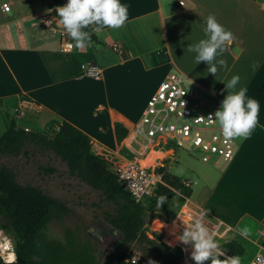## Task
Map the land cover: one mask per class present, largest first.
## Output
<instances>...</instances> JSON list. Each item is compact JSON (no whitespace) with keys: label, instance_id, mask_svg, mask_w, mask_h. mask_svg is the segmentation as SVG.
<instances>
[{"label":"crops","instance_id":"1","mask_svg":"<svg viewBox=\"0 0 264 264\" xmlns=\"http://www.w3.org/2000/svg\"><path fill=\"white\" fill-rule=\"evenodd\" d=\"M121 2L129 6L128 19L121 28L104 27L97 32V26L90 25L95 39L77 48L68 35L74 46L65 50L61 36L67 33L66 30L56 21L54 29L44 27L40 22L43 16L55 13L50 0H0V137L12 119L27 130L42 131L54 117L61 118L87 133L92 138L94 152L108 159L106 150L115 152L119 147H125L124 140L119 144L116 139V122L125 125L129 134L135 131L150 96L161 82L153 80L154 71L168 64L184 72L168 48L172 44V36H176L181 47L197 43L205 36L206 17L210 13H214L217 20L232 31L234 39L226 42L222 54V58L227 60L226 69L218 67L215 75L208 72V67L201 64L199 67L205 75L216 78L218 87L238 73L241 80L237 89L246 86L248 96L264 102V0ZM6 5L10 6L9 10H5ZM114 45L120 49L114 50ZM255 60H259L260 65L253 71L251 64ZM92 66L101 70L100 78L88 73ZM184 73L206 92L223 99L224 95L219 91ZM68 95L75 97L70 104L66 102L70 100H67ZM25 98L37 102L40 107L35 111L23 108ZM141 99L144 101L143 109L140 114H135L134 104ZM261 118L260 115L258 125L264 128ZM97 143L104 148L103 152L94 149ZM182 181L186 179L182 178ZM190 183L191 195L182 200L177 219L184 221L180 214L185 207L193 210L192 221L200 212L206 211L204 222L221 244L231 239L244 243L243 238L231 232L226 238L221 236L225 229L231 228L233 232L238 225L210 209L209 198L202 201L194 199L193 183ZM164 222L175 225L176 221ZM190 223L177 222L180 228H172L178 236ZM153 228L163 230V226ZM261 237L256 245L264 248ZM183 249L188 255L191 245L184 244ZM247 254L248 248L242 257Z\"/></svg>","mask_w":264,"mask_h":264},{"label":"rangeland","instance_id":"2","mask_svg":"<svg viewBox=\"0 0 264 264\" xmlns=\"http://www.w3.org/2000/svg\"><path fill=\"white\" fill-rule=\"evenodd\" d=\"M179 45L176 36L173 35L172 44L168 48L173 52V59L177 65H181L184 72L195 76L222 95H226L227 90L224 83L218 87L216 78L205 75L199 67L200 64L207 67V62L197 63L196 54L190 52L188 47ZM173 68L179 69L177 66H173ZM173 68L168 64L157 68L154 71L153 80L159 83L165 74L172 71ZM71 96L69 98L75 100ZM143 102V99L135 102V114H140ZM260 115L262 116L261 120H264V102H260ZM54 119L57 118L54 117ZM42 132H48V127ZM132 133L135 134V131L124 139V148H119L115 152L105 151L112 167L126 163L128 159H142L152 149H155L151 146L149 152L145 154L142 140L136 134L131 144H128L126 139ZM48 134L52 135V131H49ZM237 141L238 149L234 158L229 162L218 160L216 164L203 161L196 152H191L188 148L176 143L166 145L161 143L156 146V149L159 150L157 153L161 155L163 164L170 172L179 176L181 180L182 178L186 179V186L191 190L190 182L193 183L194 199L202 201L209 198L207 203L210 209L218 213L219 216L231 219L237 225L248 229L247 236L241 235L237 230L232 232L231 228L225 229L221 234L226 238L231 232V234H237L244 239L248 254L243 258V264H248L251 255L257 249L262 248V246L256 245L261 236V243L264 244V128L259 126L253 131L250 138H237ZM98 144H95L94 149L98 150L97 152L104 151L100 147L101 145L97 146ZM239 151V156H237ZM150 157L151 155L147 159ZM3 161L14 168L21 183L38 185L47 193L68 204V214L53 219L45 228L44 232L49 238L59 240L64 244L71 242L85 250L87 255L98 260L101 264L115 263L120 251L122 235L120 231L105 221V211L109 210L110 206L101 200L99 191L94 190L78 178L70 176L66 164L53 155L36 154L34 157L4 158ZM40 165L54 166L57 171L45 173L39 168ZM184 198V194L177 190L162 206L151 211L147 218V228L152 232H161L159 229L153 228V226L160 227L156 221L153 224L156 218L167 222L176 221L173 222L175 225H171L176 230L180 228L177 222H192V219L189 218L185 222L177 219ZM0 231L3 233V237H7L13 243L6 248H2L0 245V256L5 260H11L16 256L13 236L1 227ZM132 254L139 257L141 251L135 246Z\"/></svg>","mask_w":264,"mask_h":264},{"label":"trees","instance_id":"3","mask_svg":"<svg viewBox=\"0 0 264 264\" xmlns=\"http://www.w3.org/2000/svg\"><path fill=\"white\" fill-rule=\"evenodd\" d=\"M65 2L50 0L54 11ZM84 30L90 32V25ZM90 34L91 40H94L95 34ZM49 131L52 135L48 134ZM48 132L27 130L12 119L0 137V227L13 236L16 252L11 260L0 256V264H101L75 244H64L46 235L44 230L53 219L68 214V204L38 185L21 183L14 168L3 161L4 158L34 157L36 154L53 155L60 159L66 164L70 176L99 191L101 200L110 206L104 219L122 235L114 264H150V261H154L153 264H194L186 262L181 246L164 242L161 232L153 231L152 235L147 232L148 215L159 207L157 201L161 194L168 196L161 205L177 190L184 196L191 195V189L179 176L165 165L161 166L164 184L160 185L157 195L147 202H138L112 170V163L94 152L92 138L87 133L61 118L49 123ZM115 134L121 144L129 135V129L116 122ZM39 168L45 173L57 171L54 166L40 165ZM221 245L227 255L238 253L244 256L247 251L246 245L238 239L227 240ZM135 246L141 254L132 262Z\"/></svg>","mask_w":264,"mask_h":264},{"label":"built area","instance_id":"4","mask_svg":"<svg viewBox=\"0 0 264 264\" xmlns=\"http://www.w3.org/2000/svg\"><path fill=\"white\" fill-rule=\"evenodd\" d=\"M9 9L10 6L6 5L5 10ZM56 19L57 14L52 12L40 18V22L44 27L54 29ZM65 34L66 37L63 36ZM61 40L65 50L73 48V42L68 40V33H62ZM113 48L119 50L120 46L114 45ZM88 71L95 78H100L101 70L98 67L92 66ZM191 80L178 69L170 71L150 96L146 109L136 124L135 134L142 140L145 154L151 146L159 152L157 145L176 143L196 152L203 161L213 164L218 160L229 162L237 152V138L223 137L216 123L207 119L208 114L219 107L222 99L216 94L206 92L193 80L190 84ZM22 107L35 111L40 106L25 98ZM157 155L161 156L159 153ZM157 161H160L157 166H143L138 160L128 159L126 163L112 167V170L138 202H147L157 195L160 185L164 184V172L160 169L164 165L162 157H158ZM192 212L191 208L185 207L180 216L188 221L187 218L193 217ZM147 232L151 234L152 230ZM163 232L164 242L183 248L184 244L179 241L169 223L163 226L161 233ZM137 258L138 256L132 255L131 261L135 262ZM185 259L187 263L193 262L190 254ZM248 264H264V249L256 252Z\"/></svg>","mask_w":264,"mask_h":264},{"label":"clouds","instance_id":"5","mask_svg":"<svg viewBox=\"0 0 264 264\" xmlns=\"http://www.w3.org/2000/svg\"><path fill=\"white\" fill-rule=\"evenodd\" d=\"M128 4L121 0H66L63 6H57L58 23L62 26L73 41L75 47L91 43V34L85 31L89 25H96L95 31L102 28H121L128 19ZM205 36L195 44H189L188 50L194 52L197 63L206 61L208 72L216 75L219 68H227V60L222 58L226 42L234 39V34L220 23L214 13L206 17ZM242 51V49H240ZM260 65L259 60L251 64L253 71ZM240 75L234 74L225 83L227 94L220 101L219 107L209 113L207 119L219 127L223 137L248 139L259 124L260 101L256 97L248 96L246 86L237 89ZM192 80L190 81V84ZM223 91V90H222ZM168 196L161 194L157 204L160 207ZM206 211L197 217L178 233V239L183 244L191 245V260L194 264H243V257L236 253L227 255L226 250L215 238V234L204 222ZM241 235L247 236L248 229L240 225L236 229ZM223 257V258H221ZM154 261H150L153 264Z\"/></svg>","mask_w":264,"mask_h":264},{"label":"bare ground","instance_id":"6","mask_svg":"<svg viewBox=\"0 0 264 264\" xmlns=\"http://www.w3.org/2000/svg\"><path fill=\"white\" fill-rule=\"evenodd\" d=\"M71 96V95H70ZM64 97H66V96H64ZM73 99H74V97L73 96H71ZM69 98V97H68ZM68 98H67V100H68ZM62 99H66V98H63L62 97ZM66 101V100H65ZM72 100L70 99L69 101H66L67 103H69L70 104V102H71ZM134 136H135V134H131L130 135V137H128L127 139H126V141H127V143L128 144H131V142H132V140H133V138H134ZM98 147L100 146L99 144L97 145ZM102 149H104L103 147H102ZM101 152H103V150L101 151ZM158 153H157V151L155 150V149H152L148 154H147V156L146 157H144V158H142V159H137L139 162H140V164H142L143 166H157L158 164H160V161H157V158L159 157V158H161L159 155H157ZM149 155H151V157L149 158V159H147L148 158V156ZM143 160H147V161H143ZM158 222V226H160V227H162V226H166L167 224H166V222H164V221H162V220H156V223ZM0 245H1V247L2 248H6V246L8 247V245H13V243L7 238V237H3V233L0 231ZM8 251V250H7ZM5 257H6V255H5ZM11 258V257H10Z\"/></svg>","mask_w":264,"mask_h":264}]
</instances>
